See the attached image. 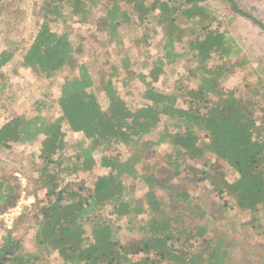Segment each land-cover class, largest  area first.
Masks as SVG:
<instances>
[{
  "label": "trees",
  "instance_id": "trees-1",
  "mask_svg": "<svg viewBox=\"0 0 264 264\" xmlns=\"http://www.w3.org/2000/svg\"><path fill=\"white\" fill-rule=\"evenodd\" d=\"M20 1L0 0V15ZM208 1L40 0L29 46L16 59L18 46L0 50L1 100L8 63L46 78L74 65L70 20L89 22L100 3L98 39L117 52L123 24L145 41L161 34L156 56H146L141 70L126 54L111 59L106 47L99 64L92 58L75 64L54 99L45 92L31 113L0 124V150L41 137L39 164H32L34 202L3 228L0 264H264V70L226 86L248 60ZM219 1L228 15L264 33L251 9ZM179 65L184 72L171 89L155 85ZM136 81L144 87L142 102L131 106L123 89ZM48 106L56 114L44 115ZM161 145L167 156L156 152ZM96 165L105 172L95 174ZM15 180L0 175V213L19 198ZM25 221L34 250L14 236Z\"/></svg>",
  "mask_w": 264,
  "mask_h": 264
},
{
  "label": "rangeland",
  "instance_id": "rangeland-1",
  "mask_svg": "<svg viewBox=\"0 0 264 264\" xmlns=\"http://www.w3.org/2000/svg\"><path fill=\"white\" fill-rule=\"evenodd\" d=\"M240 3L251 9L252 13L264 23V0H238ZM207 4L216 9L220 25L226 29L233 38H235L238 46L241 49L240 56L248 60L247 64L241 65L236 69L235 74L226 81L228 87H239L242 84L243 78L247 76L254 79L255 71L264 70V33L256 25L243 17H231L228 15L226 5L219 0H210ZM102 3L97 5V9L93 11L91 20L87 23H79L78 17H73L71 23V37L76 43V48L73 53V64L82 63L92 58L97 64L105 60L106 55L104 50L108 49L111 59L116 60L118 56L126 54L133 62H135L134 69L141 70L142 61L148 57V60L156 56L158 52L159 40L161 34H157L150 40H143L138 35H135L137 30L130 29L127 25L120 26V34L123 38L124 47L121 52H117L114 45H105L98 37V31L103 29L101 18L103 17ZM40 0H21L20 4L15 8L5 11L0 15V50L14 46H18L15 50V59L18 58L22 49L29 46L36 30L38 22H40ZM56 30L61 29L60 23H51ZM117 52V54H116ZM119 53V54H118ZM74 65H69L63 68L50 78L44 76H36L28 69L18 68L14 63H8L2 70L8 74L9 86L6 87V96L0 100V124L6 122L15 115L32 112V104L37 98H41L43 93L49 92L50 100L57 95V86L60 81L73 73ZM184 72V68L179 65L173 72L166 69V74L161 75L159 80L155 83L156 86L171 89L174 80ZM263 79H264V74ZM143 86L139 82H134L128 89H123L125 100L131 106L140 105L142 102L141 92ZM49 104L51 102L49 101ZM104 105V104H103ZM49 107V106H48ZM56 114L55 108L50 110V107L44 112V115L51 116ZM69 143L74 142L75 135L67 134ZM41 137L37 140L23 144L14 145L10 149L0 150V175H12L16 178L15 182L20 184L19 198H22L21 212L28 211L30 205L34 202L32 194L33 177L32 172L33 159L36 166L39 164L37 158V151L40 144ZM160 155L167 156L170 151L168 146L161 145L155 148ZM35 154L32 157L31 154ZM105 170L99 165L94 168L95 174L104 173ZM231 178V173L227 175ZM24 180L22 186L21 180ZM205 183V182H204ZM86 184L91 185L92 180L86 181ZM202 192L201 188L196 190V193ZM195 193V192H194ZM39 196L43 197V191H39ZM17 200V201H18ZM248 216H242V220ZM119 224L123 225L124 220H119ZM3 223L0 221V238L4 233ZM126 231H122L120 235L123 237ZM32 230L30 222L25 221L18 224L14 230L15 238L21 239L22 246L26 250H34V241L32 239ZM234 254L240 256V250H235ZM55 254L49 259L54 261Z\"/></svg>",
  "mask_w": 264,
  "mask_h": 264
},
{
  "label": "built area",
  "instance_id": "built-area-1",
  "mask_svg": "<svg viewBox=\"0 0 264 264\" xmlns=\"http://www.w3.org/2000/svg\"><path fill=\"white\" fill-rule=\"evenodd\" d=\"M22 182V186H24V180H21ZM23 200L22 198H20V200H18L16 202V204L9 208L8 210H6L3 213H0V221L3 223V226L5 229H11L13 224H14V220L19 216V214L21 213V204H22Z\"/></svg>",
  "mask_w": 264,
  "mask_h": 264
}]
</instances>
